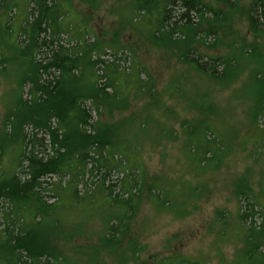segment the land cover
<instances>
[{
    "label": "trees",
    "instance_id": "trees-1",
    "mask_svg": "<svg viewBox=\"0 0 264 264\" xmlns=\"http://www.w3.org/2000/svg\"><path fill=\"white\" fill-rule=\"evenodd\" d=\"M67 3L69 0H27L22 14L16 16L18 21L11 25L13 19L9 16L15 5L11 2L5 7L4 22L0 21V39L2 35L14 34L6 47L15 51L14 58L26 62V77L31 82L30 99L19 96L12 110L15 116L9 119L11 130L4 133L6 138H18L21 144L16 169L7 177L1 170L0 153V234L5 254L0 264H80L67 263L52 246L43 242L39 247L35 239L43 237L45 218L52 212L53 203H48L42 192L51 186L54 197L75 198L78 185L86 187V177L91 183L99 180V196L115 210L113 215L108 214L100 239L118 242L130 221L128 215L140 204L145 184L139 155L140 134H153L160 139L173 134L172 124L163 122L157 111L173 115L174 109L166 99L177 96L183 71L169 79L168 88L161 93L153 86L147 66L135 56L134 49L119 41L120 33L113 32L108 40L102 35L99 43H90L85 28L82 33L72 35L76 42L69 45L63 34L71 35L77 27L66 21ZM237 11L244 13L246 27L254 36V43L250 44L253 53L249 55L260 61L261 55H256L254 49L264 43V0H252L245 10L237 0H134L125 18L129 25L144 23L147 27L145 18L153 16L154 26L147 29L148 37L157 47H166L165 58L169 62L171 57L187 69L198 70L221 84H230L236 80L237 72H241L238 56L245 55V41L240 43L237 35H232L228 52L217 57L202 55L192 44L203 43L208 35L217 41L229 34ZM195 16L198 21L193 19ZM39 54L42 57L38 60ZM219 65L223 67L221 73L217 70ZM252 81L254 96L250 98V113L252 124L257 125L258 119L264 118V72L259 67ZM138 99L145 103L139 111L131 112ZM208 110L212 107L208 106ZM27 124L31 125L30 132H24ZM194 126L187 124L185 131L190 133L189 143L201 153V160L210 148L216 151V142L222 139L210 123L197 119ZM207 131L214 139L207 138ZM262 131L260 141L264 142V128ZM52 177L57 180L51 181ZM149 188L152 195V188L161 187ZM157 197L162 207L165 200ZM235 197L239 206L236 215L241 229L239 236L246 246L244 252L249 253L246 256L254 253L264 257V205L259 204V195L252 187L236 190ZM222 212V209L214 212L213 223L226 222ZM130 246L131 253L126 256L118 252L116 264L138 261L142 248L136 239ZM252 263L264 264V261ZM156 264L200 263L180 258L163 259Z\"/></svg>",
    "mask_w": 264,
    "mask_h": 264
},
{
    "label": "rangeland",
    "instance_id": "rangeland-1",
    "mask_svg": "<svg viewBox=\"0 0 264 264\" xmlns=\"http://www.w3.org/2000/svg\"><path fill=\"white\" fill-rule=\"evenodd\" d=\"M26 1L0 0V21L5 20L6 5L14 2L9 16L13 25L18 21L17 14L24 11ZM237 1L245 10L252 0ZM133 5L134 0H95L92 3L69 0L66 21L77 29L73 33L69 30L71 35L63 34V40L69 45L74 44L76 38L72 35L82 33L85 28L88 29L86 39L90 43H99L102 35L108 40L113 32L120 33L119 41L134 49L135 56L147 66L153 86L161 93L168 88L169 79L183 71L177 96L167 98V94L164 95L169 107L174 109L173 115H162L159 109L157 111L163 122L172 124L173 134L162 139L153 134H140L139 155L145 184L140 204L136 211L128 215H131L130 221L118 242H102L100 239L110 217L108 214L113 215L115 210L106 205L104 197L99 196V180L91 183L86 177V187L79 184L75 198L54 197L51 186L42 192L44 199L53 204L50 216L44 221L43 237L35 239L36 245L41 247L43 242L47 243L60 254V259L80 264H116L118 252L123 255L131 253L130 242L133 239L137 240L142 250L138 261L127 264H156L163 259L180 258L200 264H253V261H264L261 254L246 256L249 253L244 252L246 246L239 236L241 229L236 218L239 206L235 197L236 190L252 187L259 195V204L264 205V142L260 141L264 118H259L257 125H253L250 113V98L254 96L251 89L253 73L258 67L264 72V43L255 46L256 55H261V60L257 61L258 58L250 56L254 36L246 27L244 13L237 11L229 34L222 35L217 41L208 35L203 43L192 44L202 55L217 57L228 52L227 44H230L232 35L236 34L240 43L245 41V55L238 56L241 72H237L236 80L230 84H221L198 70L187 69L171 57L169 62L165 58L168 53L166 47H157L148 37L147 29L154 26L153 16L145 18L147 27L144 23L127 24L125 14ZM193 19L198 21V16ZM11 39H14V34L2 35L0 39V58L3 60L0 63V153L1 170L6 177L16 169L21 144L18 138H6L4 133L11 130L9 119L15 116L12 110L19 96L24 100L31 97L26 62L14 58L15 51L6 47ZM37 57L39 60L42 55ZM222 68L217 66L218 73ZM144 103L138 99L131 112L139 111ZM87 105L90 106L89 103ZM208 106L212 110L209 111ZM197 119L210 123L222 139L216 142L217 150L210 148L201 160V153L189 143L190 133L185 131L187 124L194 128ZM30 131L31 125H25L24 132ZM207 136L214 139L209 131ZM56 180L51 178V181ZM154 185L161 188L156 190L153 188L158 187H153L151 195L149 187ZM155 196L165 200L162 207ZM217 209L224 211V224L213 223ZM259 221L256 218V222ZM247 222L249 224L250 219ZM2 238L0 234V263L5 259ZM262 248L259 247L260 250Z\"/></svg>",
    "mask_w": 264,
    "mask_h": 264
}]
</instances>
